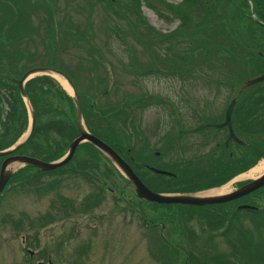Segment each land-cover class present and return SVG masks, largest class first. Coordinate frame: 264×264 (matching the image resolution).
Listing matches in <instances>:
<instances>
[{"label": "rangeland", "instance_id": "obj_1", "mask_svg": "<svg viewBox=\"0 0 264 264\" xmlns=\"http://www.w3.org/2000/svg\"><path fill=\"white\" fill-rule=\"evenodd\" d=\"M165 1L177 4L182 0ZM219 1L228 15L236 13L234 0ZM53 3L55 7L50 8L38 2L33 5L32 0H0V36L3 41L1 46L7 54V61L13 62V69L18 68V65L20 69L19 56L23 51L27 53L25 62L29 61L27 67L31 69L45 63L46 56H51L54 59L52 67L63 72L68 71L77 91L83 97L88 96L91 101L93 98L97 99L101 106H115L122 100H132L143 95L151 101V97H156L157 101L153 100L144 108L130 105V126L131 130L135 131L136 142L140 139L143 142V135L146 134L149 146L160 148L159 144L152 143L151 137L157 135V131L162 128L167 132L165 135L178 136L176 132L169 133V128L173 126V121L178 116L184 124L193 125L198 122L195 112L199 115L202 111L206 113L207 110H220L225 103L226 90H223L225 86L219 82L217 86L222 89L216 90L211 83L212 79L209 81L206 78L216 79L215 76L223 77L228 73L221 72L218 59L212 57L210 60L200 61L199 67L195 65L191 75L184 74L185 76L181 77L177 73L170 72L171 65L178 60L175 56L166 57L167 54H173L175 51H170L165 43L155 46V41H143L141 39L143 35L139 36L135 31H131L125 21L118 19L115 25L112 21L114 12L105 2L52 0ZM153 3L160 11L152 10L143 4L142 15L145 20L159 33L173 31L179 21L171 18L170 14H168L170 19L161 14V12L169 13L163 3L157 0H153ZM24 5H27L26 10ZM205 5L206 2L198 4L201 7L198 10L194 7V20L205 16ZM52 15L55 22H59V26L55 24L56 37L53 39L50 38L48 27ZM234 23L239 29L240 18L238 17ZM143 34L150 37L149 32ZM89 39L94 42L101 57L93 55L88 57L89 59L85 58L89 49L83 47L85 53L78 44H89ZM149 47L155 48L149 49ZM186 48L187 45H184L181 49ZM83 54L84 56H81ZM94 58L99 60L96 64L93 63ZM216 63L217 72H215ZM151 64L159 71L148 70ZM225 65L230 71H234L235 75L238 74L232 65ZM137 66L138 70L146 69V72L135 74ZM201 75L204 77L200 78ZM243 77L245 76L241 78ZM57 82L61 85L59 81ZM66 92L73 94L71 91L66 90ZM23 102L25 103L24 98ZM30 105H28L29 113L32 109ZM48 116L50 114L43 115L40 119H47ZM119 121L117 120L116 123L112 120L101 121L100 125L111 128L112 133H115L117 145L122 147V143L127 142L126 130L121 127ZM114 124L123 134L120 135L119 129ZM131 135L130 132L127 137ZM52 138L56 143L61 142V139L54 135L49 137L47 142L53 144ZM42 139L44 140L43 137L39 138ZM182 140L191 141L192 138L183 136ZM177 142L180 147L181 143ZM239 148L242 154L250 152L248 147ZM90 149L91 147L85 142L78 146L70 164L72 168L66 169L71 171L64 170L39 176L40 186H47L58 178L62 179L57 187L48 192L35 193L36 184L32 191H25L17 182L9 185L4 191L0 199V264H36L40 260L47 262V259L53 264H183L184 256H188V253L198 257L199 250L202 252L207 250L208 253L230 251L229 245L222 240L219 232L210 244L206 245L204 239L209 236L207 233L211 234L213 231L199 223L197 217L191 220L182 219L181 215L189 210L188 206L156 207L148 204L136 196L133 186L125 187V177L116 168H108L111 172L106 175L102 201L90 206L94 196L91 192L94 191L95 186H100L97 184L99 180L97 171L101 169L86 170L92 174L91 182L85 179L82 172L75 171L77 168L74 169L82 158L92 153ZM199 153L200 151L196 152ZM208 155L202 158V165L207 167L210 164ZM186 157L189 158V155ZM227 157L223 160L225 161ZM252 160L255 161L252 166L257 163L264 166V156L256 160L254 155ZM186 161L190 163L189 160ZM153 164L161 166V162ZM19 166V163H14L10 170H16ZM245 178L251 177L239 179ZM233 183L231 181L225 184L227 192L232 190L235 185ZM110 184L114 185L117 192L107 190V185ZM88 193L91 194L87 196ZM255 196L252 198L255 199ZM258 201L259 205L258 202L256 204L262 207L264 191H260ZM231 207L229 205L226 209L229 210ZM143 209H148V214L143 213ZM143 216L147 217L148 223L162 219L172 227L175 226V232L180 234L175 238L171 237L169 241L176 246L166 244V241L159 236L160 224L145 229L141 221ZM126 217L132 219L128 220ZM11 220L20 222L18 230L12 227ZM77 222L78 224H75ZM75 225L78 226V231L74 235ZM92 234H95L94 238H90ZM86 237L88 241L85 242L83 240ZM24 238L27 239L25 246ZM28 249L36 253L34 258H29ZM84 249L86 251H83Z\"/></svg>", "mask_w": 264, "mask_h": 264}, {"label": "trees", "instance_id": "obj_2", "mask_svg": "<svg viewBox=\"0 0 264 264\" xmlns=\"http://www.w3.org/2000/svg\"><path fill=\"white\" fill-rule=\"evenodd\" d=\"M97 1L105 2L107 5L111 6V10L114 12L112 21L115 25V21L118 19L125 21L131 31H135L139 36H141V34L143 35L141 37L143 41H155V46L165 43L166 47L171 49L170 51H175L173 54L166 55L167 58L175 56L178 60L171 65V73H177L181 77L186 74L191 75L195 65L199 67L200 61H207L212 57L213 59H218L221 65V72L228 73H225L223 77L215 76L217 80L210 77L206 78H208L209 81L212 79L211 83L215 86L214 88L216 90L222 89L217 86L219 82L225 86L223 89H228L225 104L229 103L232 98L236 99L231 114V123L234 133L244 142L243 145L232 141L229 143L228 147H225L222 138L218 143V148L221 149V152L218 154V152L214 151L213 147L208 153V160L210 161L209 167L206 165L201 167L202 171L207 172L194 174L189 170H185L184 172L178 173V171L173 168L172 170L175 172V175L165 177L160 182L156 181L150 184L145 182L147 187L154 186L155 188L153 189L160 193H190L208 189L225 183L237 173L246 171L255 163V161L252 160L254 155L256 156V160L264 156V153H262L264 151V144H262L264 142V125H259L261 133H258L256 129L257 124L254 122V91L257 88L261 89V102L264 103V81L242 89V85L246 79L264 73V26L257 23L253 18L254 15V17L264 23V0H234L236 13L231 15L227 14L219 0H182L177 4L165 0H157L163 3L166 10L169 12H161L165 18L170 19L168 15L170 14L171 18H175L179 21L178 26L169 33L157 32L142 15L143 4L152 10L157 9L160 11L153 3V0ZM37 2L42 5H48L50 8L55 7V4H52V0H32L33 5L37 4ZM203 2H206L204 7L205 16L201 19L198 17L194 20V7L196 10L200 9L201 7H199L198 4ZM26 6L27 5H24V10H26ZM238 17L241 20L239 29L234 23ZM55 24L59 26V22H55L52 15V18L48 22L51 39L56 37L54 34ZM25 27H27V24ZM23 30L22 28V31ZM144 32H149L150 37L143 34ZM88 41L89 44H78L79 47H82L81 49L83 51H85L83 47H88V56L85 58L89 59L88 57H92L93 55L101 57V53L94 45V42H92L91 39ZM1 42L3 41L0 36V66H4L14 77L20 78L25 71L30 69V67H27L29 65L27 62L29 61L25 62L27 53L21 51L19 56L20 69L19 65L18 68L13 69V62L11 60H9V62L7 61V54L1 46ZM184 45H187V48L181 49ZM154 48L149 47V49ZM176 48L179 50H176ZM81 56H84V54ZM98 61L99 60L96 58L93 59L94 64ZM7 62L9 64H7ZM53 62L54 59L51 56H46L45 63H41L40 66L37 67L51 69L64 74L76 89L75 82L68 71L63 72L62 70L53 68ZM225 64L232 65L238 74L235 75L234 71H230ZM15 66L17 67V63ZM1 67L0 150H3L15 143L25 132L28 126V112L23 98L20 95V91L17 88V84L7 78ZM82 67L85 68L83 64ZM136 70L135 74H144L146 72V69L138 70V66ZM148 70L155 72L159 71L153 64L148 67ZM215 72H217V63ZM242 76L245 77L241 78ZM201 77L204 76L201 75L200 78ZM108 79L110 80V77ZM104 81H106V79ZM89 88L92 87L89 86ZM97 88H99V85ZM24 89L32 106L34 124L27 139L17 147L13 153L29 155L46 161L56 160L64 154L69 143L78 135L74 99L53 77L46 74L36 75L28 79L24 84ZM76 92L81 103L82 116L86 128L91 133L107 141L111 146H118L115 133H112L109 127H102L100 125L101 121L106 122V120H112L116 123L117 120H120L119 123L121 127L127 130L128 123L131 121L129 116L131 110L130 105L144 108L146 105L151 104L153 100L157 101L156 97H151V101V99L146 98V95H143L140 98L122 100L116 103L115 106L107 107L101 106L97 99L94 100L93 98L91 101L88 96L83 97L77 89ZM243 97L245 99L241 101ZM145 99L147 100L144 101ZM242 103L244 104L243 116H241L240 109ZM63 106H66V108H63ZM197 113L198 112H195V115H197L198 119L203 120L205 119L207 111L206 113L202 111L199 115ZM48 114H50V116H48L47 119H40L41 116ZM178 119H180V116H178ZM114 125L119 129L116 124ZM119 133L120 135L123 134L120 129ZM52 135L60 138L61 142L56 143L52 138L53 144L48 143L47 140L49 137H52ZM40 137H43L44 140H39ZM85 144L91 147L90 150L92 153L82 158L78 166H75L74 169H81L82 171L79 172L83 173L88 182L92 181L90 177L92 174L85 170L101 169L97 171L98 179L100 180H98L97 184L100 186H95V188H93L94 191L91 192L94 193L92 198L93 205H96L104 198L103 188L106 187V175L111 172L108 171V168L116 167L110 159L103 155L96 147L89 142H85ZM239 147H248L250 148V152L242 154ZM125 148L126 147H122V150L125 151ZM229 153H231V155H229ZM226 156L228 157L224 161L223 159ZM73 157L65 165L50 171H41L39 169H37L38 171H34L36 167L30 164L19 167L10 176L5 188L0 193V199H2L5 193L4 191L8 186L15 182L20 183L19 186L25 191H32V188L36 184L34 189L35 193L48 192L54 187H57L59 183L62 182L61 178H58L47 186H40L39 176L59 173L68 168H72L70 164ZM132 157L135 158L133 168L137 171H144L145 168L142 165L144 162L143 158L137 156L134 152ZM2 160L3 157L0 156V161ZM238 162H243V165L234 169ZM190 164L196 165L190 162L187 165L189 169L191 167ZM205 167L207 168L204 170ZM139 177L143 178L142 175ZM107 187L114 188V185L110 184L107 185ZM260 191H264V187H262ZM111 192L114 193V190ZM91 193H88L87 196ZM87 196L86 199H88ZM148 204L155 205L156 207L182 206L179 204H159L151 202H148ZM228 206L229 203L206 205L202 207L188 206V211H190L189 214H187L188 211L183 212L181 215L182 219L187 218V220H191L197 217L199 223L203 224L208 230L213 231L211 234L207 233L209 236L204 239L206 245H209L210 241H212L219 232V236L230 247L228 253H208L207 250L204 252L199 250L197 253L199 259L191 255V253H188V256H184L183 264H264V207L262 206L257 209L249 210L242 208L238 209L234 206L232 209L227 210L226 208ZM184 207H187V205ZM11 224L15 230L19 229V221L11 220ZM28 241H30L29 237ZM38 254L37 255L40 257V253Z\"/></svg>", "mask_w": 264, "mask_h": 264}, {"label": "flooded vegetation", "instance_id": "obj_3", "mask_svg": "<svg viewBox=\"0 0 264 264\" xmlns=\"http://www.w3.org/2000/svg\"><path fill=\"white\" fill-rule=\"evenodd\" d=\"M223 90H226L225 96L227 97V94H228L227 89H223ZM254 95H255L254 122L257 124L256 129L258 130V133H261V129H260L259 125H264V103L261 102V89L260 88L255 89ZM243 99H245V98L243 97L241 99V101H243ZM235 102H236V99H235ZM227 105H228V103L227 104L224 103L220 110H216V111L207 110V113L205 115V119H203V120L197 119L198 122L196 124H193V125L184 124V122H182V121H180V119L176 118V120L173 121V126L171 128H169V133L170 132L172 134H174V132L178 133V130H180V129L194 128V127H198V126L203 125V124L220 123L224 120V112H225V109L227 108ZM243 105H244L243 103L240 105L241 116H243V109H244ZM234 106H235V104H234ZM205 120H207V121H205ZM128 124L129 125H128V128L126 130V133H127L126 141L127 142L122 143L123 144L122 147H126L125 151L122 150V147H118V146H111V147L118 152V154L131 166L133 171L138 176L142 175L143 178H141V177H139V178H141V180L144 184H145V182L148 184H150L151 182H156V181L160 182L161 180H163V178L174 175L175 172L172 170L173 168H175L174 170L178 171V173L184 172L185 170H189L194 174H200L203 172H207V171L201 170V167L203 166L202 165V158L204 157V155L208 154L212 150L213 147H214V151L218 152V154H219L221 152V149L218 148V143L222 138H223L225 147H228L229 143L234 141V139L231 138L229 140V142H227V144L225 143V140L227 139V137L229 135L228 128L226 126L205 127V128H201V129H198L196 131H193L191 133H184L181 135H179V133H178V136H175V137L173 135H171V136L165 135V133H167V132L165 131L164 128H162L161 130L157 131V133H158L157 135L154 134V136L151 137L152 143L159 144L160 148H155V147L149 146V141H148L149 139H148V136H146V134H145V136L143 135V142H142V139L137 140V142H136L135 131L131 130V126H130L131 121ZM130 132L132 135L128 138L127 136ZM183 136H190L192 138V140L191 141H183L182 140ZM177 141H179L181 143L180 147H179V144ZM236 143H238V142H236ZM240 144L243 145V143H240ZM198 151H200V153L196 154V152H198ZM133 152L136 153L137 156H141L143 158L144 162L142 163V165L145 168L144 171H137L136 169L133 168V164H135V161H134L135 158L132 157ZM186 155H189V158H187ZM229 155H231V153H229ZM146 160H147V162H146ZM186 160L193 162L197 166L190 164V166H191L190 167L191 170H190L189 168L185 167L186 165L189 164V162H187ZM160 162H161V166H155L153 164V163H160ZM242 165H243V162H238L236 167H234V169L238 168ZM198 166H199V169H198ZM151 167L167 170L166 172H169L170 174H162V173L155 172V171H153V169ZM206 168L207 167H205L204 170ZM34 171H38L37 168ZM75 171H82V170L77 169ZM226 172H228V171H226ZM240 173H242V172H240ZM240 173H237L236 176L239 175ZM244 180L245 179H239L237 181H234L233 184H235V185L232 187V190H230V191H234V190L238 189L243 184ZM125 181H126L125 187H128V185L133 186V184L128 179L125 178ZM214 187H217V186H214ZM133 188H134V186H133ZM148 188L157 192L155 189H153V188H155L154 186L148 187ZM260 189L261 188H258L257 190H255V191H253L247 195L241 196V197L236 198V199H232V200H230L228 202H224V203H229V205L232 206L231 209L234 206L236 208L241 206L240 208H242V209L251 210L252 209L251 207H245V206L243 207V205L258 207V205H259L258 200H260ZM107 190L110 192L113 190H114V192L116 191V189H114L113 187H110V188L108 187ZM122 191H123V189H122ZM254 195H256L255 199L252 198ZM123 197H124V195H123ZM247 201H249V202H247ZM145 202L148 203V201H145ZM256 202H258V205L256 204ZM220 204H223V203H220ZM212 205H217V204H212ZM196 206H198V205H196ZM199 206L202 207V206H206V205H199ZM262 206L264 207V204ZM240 208H238V209H240ZM143 213L148 214V209L147 210L143 209ZM126 219L130 220V219H132V217L131 218L126 217ZM141 221H142L143 227L145 229H149V228L154 227V225H156V224H160L161 231L159 232V236L163 240L166 241V244H169L170 246H176L175 244H173L169 241V239H171V237L175 238L177 235L180 234V232H175V226L172 227V225H170L169 223L166 224L165 222H163L161 220H157L156 222H153V223L152 222L148 223L146 216L141 217ZM129 223L133 224L134 222H129ZM75 224H78V222ZM77 231H78V226L75 225L74 230H73L74 235L77 233ZM187 234L189 235V231H187ZM74 235H73V237H74ZM94 235L95 234H92L90 236V238H94L95 237ZM23 241L25 243V240H23ZM83 241H85V242L88 241V237H86ZM81 264H83V263H81Z\"/></svg>", "mask_w": 264, "mask_h": 264}, {"label": "water", "instance_id": "obj_4", "mask_svg": "<svg viewBox=\"0 0 264 264\" xmlns=\"http://www.w3.org/2000/svg\"><path fill=\"white\" fill-rule=\"evenodd\" d=\"M255 21L259 23L260 25L264 26V23H262L260 20H258L256 17L253 16ZM3 71H5L6 76L14 81L20 90L21 96L25 99L27 108L28 105H30V102L26 96V92L24 89L25 82L38 74H48L51 76H54L53 73H57L54 70L46 69L43 67H34L26 72L23 73V75L20 78H14L12 75H10L6 69L3 67ZM63 76V75H62ZM264 80V73L259 74L257 76H254L246 81H244L243 88L250 86L254 83L260 82ZM72 88V96L74 98L75 103V110H76V124L78 128V135L70 142L66 152L63 156H61L59 159L55 161H45L36 157L28 156V155H20V154H11V152L19 147L28 137L30 131L32 130L33 124H34V115L33 110L30 109V123L28 125L27 131L20 137V139L12 145L10 148L1 150L0 156H5V159L1 163L0 167V192L5 187L8 179L13 174L14 170H9L11 166H14V163H19L21 166L25 164H31L35 167H37L40 170H53L56 168H59L63 165H65L73 156L76 147L83 141H88L91 144H93L97 149H99L101 152H103L111 161L121 170V172L129 179V181L135 186V192L140 198H144L151 202H157V203H164V204H190V205H206V204H214V203H221L226 202L232 199H236L238 197L244 196L258 188L264 185V172L258 176L257 178L252 179L249 182H246L245 184L241 185L237 190L222 194L218 196H212V197H200L195 195L196 193H180V194H163V193H157L152 190H150L141 180L140 178L134 173L130 165L123 160L120 155L111 147L109 146L105 141L97 137L96 135L90 133L83 124V118H82V109H81V103L78 99L76 90L72 83L67 80ZM235 103V99H232L230 103L228 104L226 111H225V120L222 123L219 124H204L200 125L195 128L190 129H182L179 130V133H186L191 131H196L198 129L208 127V126H223L226 125L229 129V135L226 139L227 142L233 138L236 142L241 143L239 138L235 136L233 133V130L231 128L230 123V117L233 105ZM31 106V105H30ZM154 171L160 172V173H166L164 170L153 168ZM30 255L33 254V251L30 250ZM37 264H44L43 261H39ZM48 264H53L51 261L48 262Z\"/></svg>", "mask_w": 264, "mask_h": 264}, {"label": "bare ground", "instance_id": "obj_5", "mask_svg": "<svg viewBox=\"0 0 264 264\" xmlns=\"http://www.w3.org/2000/svg\"><path fill=\"white\" fill-rule=\"evenodd\" d=\"M254 16V15H253ZM53 75L57 78V80L61 83V85L67 90V91H71L72 92V88L70 86V84L68 83L67 79L65 77H63L62 75L60 74H57V73H53ZM224 120H225V113H224ZM224 120L222 122H224ZM220 122V123H222ZM230 123H231V117H230ZM215 124H219V123H215ZM204 125V124H203ZM223 126H226V125H223ZM210 127H215V126H210ZM219 127H222V126H219ZM227 127V126H226ZM195 128V127H194ZM228 128V127H227ZM231 128H232V123H231ZM190 129V128H189ZM182 130V129H180ZM233 130V128H232ZM193 132V131H191ZM191 132H186V133H191ZM177 133V132H176ZM178 133H179V130H178ZM177 133V134H178ZM228 133H229V129H228ZM234 133V131H233ZM181 134H184V133H179V135ZM236 136V135H235ZM238 138V136H236ZM239 140L241 141V143H244L240 138ZM229 142V141H228ZM234 142H236L234 140ZM225 143H226V140H225ZM239 143V142H238ZM240 144V143H239ZM13 168V166H11L10 168H8L9 170ZM248 170V171H247ZM246 171H243L242 173H240L239 175H234L232 178H230L232 181H237L239 178H242V177H251V178H257L258 176H260L264 171V166L261 164V163H257L256 165L254 166H251L250 168H248ZM251 181L250 179H246L244 180L243 184H245L246 182H249ZM264 187L261 186L260 188ZM257 190V189H256ZM229 192H227V189H226V185H222L220 187H217V188H213V189H209V190H206V191H202L200 193H197L196 195L198 196H201V197H212V196H217V195H222V194H227ZM247 195V194H246ZM239 198V197H238Z\"/></svg>", "mask_w": 264, "mask_h": 264}]
</instances>
